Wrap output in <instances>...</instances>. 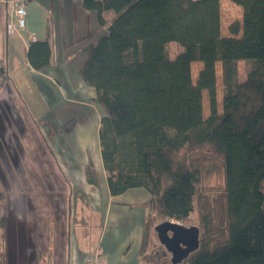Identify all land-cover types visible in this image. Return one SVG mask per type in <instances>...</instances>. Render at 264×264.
Instances as JSON below:
<instances>
[{
  "label": "trees",
  "instance_id": "obj_1",
  "mask_svg": "<svg viewBox=\"0 0 264 264\" xmlns=\"http://www.w3.org/2000/svg\"><path fill=\"white\" fill-rule=\"evenodd\" d=\"M232 1L243 8V18L224 35L221 0H82L107 27L85 49L80 73L102 109L99 141L110 193L145 187L151 194L143 203L140 264H264V0ZM108 11L114 13L111 20ZM49 37L48 29L27 50L36 70L52 65ZM171 41L183 47L173 58ZM240 60L249 63L243 80ZM194 61L203 63L195 82ZM3 73L9 77L0 59V78ZM204 90L210 96L207 116ZM199 152L210 165L195 163ZM84 170L98 185L91 159ZM217 171L224 186L218 193L203 192L202 181ZM6 197L0 185V209ZM195 211L199 247L178 263L165 252L159 260L149 250L153 215L186 221ZM6 233L0 213V264L9 261Z\"/></svg>",
  "mask_w": 264,
  "mask_h": 264
},
{
  "label": "rangeland",
  "instance_id": "obj_2",
  "mask_svg": "<svg viewBox=\"0 0 264 264\" xmlns=\"http://www.w3.org/2000/svg\"><path fill=\"white\" fill-rule=\"evenodd\" d=\"M25 9L26 24H29L30 9L27 4ZM36 13L34 9L32 30L43 36L39 28L44 25V18ZM106 16L111 18L112 14L108 13ZM242 18L243 8L240 5H224L223 23L226 26L223 31L228 32L230 24L235 20L242 21ZM25 27L20 33L8 34L18 36L11 39L12 46L17 50L12 49L7 53L8 39L0 43V56L5 58L10 73L9 77L3 73L0 78V185L7 193L0 213L7 220L8 264H138L141 215L146 209L142 202L120 204L117 199L106 206L107 178L105 181L100 174L98 178L104 201L103 208L98 212L88 209L77 198V192L70 191L64 171L59 172V168H55V164L58 166L56 160H59L60 165L62 160L58 155L57 159L54 157L50 145L44 143L42 134L50 128L48 117L53 111L51 102L55 98L48 99L38 85L42 86L41 82L22 68L21 64L17 65L22 57L20 47L23 43L19 34L26 35L23 31ZM180 51L176 44H169L170 56H175ZM1 63L3 64L2 60ZM202 65L201 61H194L192 64L194 82ZM16 66H21V69L12 71V67ZM238 68V77L243 80L247 76L249 63L240 60ZM216 72L217 108L222 111L224 86L220 62L216 63ZM96 105L100 110V106ZM203 105L204 115L207 116L211 111L208 90L203 91ZM98 120L96 112L94 115L91 111H86L77 115L69 126L50 128L61 140L67 135L71 139L78 136L87 138L83 143L74 141L65 149V152L69 153L70 164H73L70 171L76 176L84 173V166L81 165L84 159H91L98 173L96 165L102 161ZM47 140L49 141L48 138ZM194 161L200 165L211 164L204 152L196 154ZM53 168L61 175V179H64V184L55 189L52 186L58 183V177ZM202 186L203 192L207 189L213 192L212 194L218 193L224 186L222 171L207 175L202 181ZM134 193L138 196L137 200L142 199L140 194ZM165 220L171 219L154 214L150 224L149 250H156L159 260L164 257V252L171 255L160 242L155 230V226ZM101 221L105 224L102 236V225H96ZM175 221L186 226H199L197 211L186 221ZM98 242L100 250L99 246L95 247ZM95 256L99 258V262L95 261Z\"/></svg>",
  "mask_w": 264,
  "mask_h": 264
},
{
  "label": "crops",
  "instance_id": "obj_3",
  "mask_svg": "<svg viewBox=\"0 0 264 264\" xmlns=\"http://www.w3.org/2000/svg\"><path fill=\"white\" fill-rule=\"evenodd\" d=\"M15 1H24L30 9L29 24L27 23L25 25V29L23 30L26 32V35L19 34L23 43L20 47V54H22V57L19 58L17 65L21 64L22 68L28 70L38 79V81L41 82L42 86L40 84L38 85L42 88L43 94L48 99H50V97L55 98L54 101L51 100L53 111L50 112L48 117L51 123L49 127L69 126L77 115H82L86 111H91L94 115L96 112L99 118L97 123L100 127L102 110L100 109V111L99 107L92 101L96 95L95 89L93 86L85 83L81 77L80 70L88 58V52L85 49L95 43L105 32L107 27H103L98 23L95 13L86 9L82 4V0H0V43L2 44L6 41V39H8L7 53H10L12 49L17 50L16 47L12 46L11 39L18 36H8L6 31V21L14 10L13 5ZM232 4L237 5V3L232 0H221L222 33H224V35L229 34V31H223L226 26L223 23L224 5ZM34 9H36V14L43 15L44 25L39 28V31L41 30L40 33L43 36H40L35 30H32L34 28ZM108 13L112 14L111 18H108L111 20L114 17V13L112 11H108L107 14ZM48 29L53 50L52 65L40 71L31 66L27 57V50L31 41H33L32 37H35L36 40L45 39L48 35ZM170 43L176 44L177 48H180L181 50L183 49L182 45L178 42ZM175 56L171 57L173 58ZM0 59L3 61L10 76L5 58L0 56ZM13 69L19 70L21 69V66L12 67V71ZM50 128H48V130H44L45 133L42 134L44 143L46 142L50 145V149L53 150L54 157L57 159L58 155L62 160L61 165L59 160H56L58 161V166L55 164V168L58 167L59 172L64 171L63 174L66 176L65 181L67 182L66 184H68L67 186L70 191L77 192V198L81 200L88 209H93L96 212L102 210L104 201L102 191L99 189V184L95 185L90 183L86 178L85 170L84 173L79 176L74 175L70 171L73 164H70L69 153L65 152V149L70 147L74 141L83 143L87 138L78 136L75 139H71L67 135L64 140H61L60 137H56L55 134L52 133ZM62 150L64 153H61ZM87 161V159H84L81 162L84 169ZM102 164L103 161H101L99 165H96L98 169V177L100 178V174H102L106 181L107 171L104 168V165L102 167ZM53 170L55 175L58 177L56 180L58 183H54L52 186V188L55 189L57 186L61 187V184H64V179H61V175L58 174L56 169L53 168ZM134 192L140 194L142 199L137 200L138 196ZM150 198L151 194L145 189V187H134L128 189L121 195H112L107 181L105 196L106 206L110 205V203L117 199L120 200V204H132L137 202H142L143 204ZM146 210L147 209H144L141 215V231L138 237L139 248L141 245L142 229L146 217ZM115 216H117L116 213ZM98 224L102 225V236L103 230H105V224L102 223V221L100 223H96V225ZM98 246L100 250L101 246L99 245V242L95 245V247ZM90 249L91 248H87V250ZM138 264H140V262Z\"/></svg>",
  "mask_w": 264,
  "mask_h": 264
},
{
  "label": "water",
  "instance_id": "obj_4",
  "mask_svg": "<svg viewBox=\"0 0 264 264\" xmlns=\"http://www.w3.org/2000/svg\"><path fill=\"white\" fill-rule=\"evenodd\" d=\"M160 242L171 252V260L178 263L199 247L200 228L186 226L175 220H165L155 226Z\"/></svg>",
  "mask_w": 264,
  "mask_h": 264
},
{
  "label": "built area",
  "instance_id": "obj_5",
  "mask_svg": "<svg viewBox=\"0 0 264 264\" xmlns=\"http://www.w3.org/2000/svg\"><path fill=\"white\" fill-rule=\"evenodd\" d=\"M14 10L9 15L6 21V31L8 34L19 33L26 25V9L25 2H14ZM32 40H36L35 37H32ZM95 261L99 262V258L95 256Z\"/></svg>",
  "mask_w": 264,
  "mask_h": 264
}]
</instances>
